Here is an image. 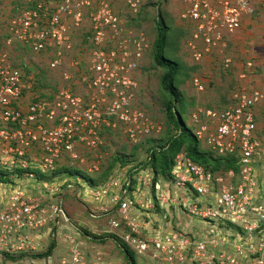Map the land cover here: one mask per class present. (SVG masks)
Here are the masks:
<instances>
[{
    "label": "built area",
    "instance_id": "1",
    "mask_svg": "<svg viewBox=\"0 0 264 264\" xmlns=\"http://www.w3.org/2000/svg\"><path fill=\"white\" fill-rule=\"evenodd\" d=\"M182 1L179 18L191 24L185 40L193 62L203 65L218 53L224 67L236 69L226 103L196 107L190 114L196 139L214 156L233 157L236 169L214 173L180 151L173 157L170 174L154 185L151 175L145 174V179L137 176L138 171L132 175V188L130 178L110 176L89 193L93 211L110 215L108 231L123 229L121 234L113 233L140 256L148 255L152 264H264V126L263 135L257 134L259 107L264 103V68L258 70L260 64L250 58L233 56L231 44L254 9L251 0ZM142 2L20 0L15 5L18 15L9 27L32 53L52 48L57 55L48 63L59 67L64 63L61 52L74 50L77 43L87 47V58L82 68L81 49H77L69 63L75 70L70 74L65 69L64 85L46 98L35 94V73L25 74L20 66L0 63V176L7 174L9 180H0V252L7 256L28 255L29 264H39L40 258L34 255L41 244L27 230L56 220L60 211L59 217L70 223L64 209H58L61 204L50 202L58 193L56 184L44 187L41 200L25 195L29 183L22 184L20 178L35 179L26 167H37L38 151L44 153L39 156L41 167L49 171L64 153L75 151V143L97 147L104 129L114 128L115 123L123 124L128 137L153 130L144 111L133 104L134 76L141 60L130 49L138 41L129 43L122 34L127 27L122 13L135 16ZM76 35L81 36L79 40ZM202 71L190 79L198 92L204 86L206 73ZM26 93L31 95L29 100L21 101ZM15 168L26 171L19 173ZM151 185L152 200L145 191ZM157 208L166 211L160 212V222L153 218ZM179 211L188 220L168 225L166 218ZM67 239L68 247L80 243L69 235ZM66 253L58 264H97L89 263L84 251H74L73 258L61 263Z\"/></svg>",
    "mask_w": 264,
    "mask_h": 264
},
{
    "label": "rangeland",
    "instance_id": "2",
    "mask_svg": "<svg viewBox=\"0 0 264 264\" xmlns=\"http://www.w3.org/2000/svg\"><path fill=\"white\" fill-rule=\"evenodd\" d=\"M16 2L15 0H0V63H10V65L20 66L23 68L25 74L31 73L34 75L35 73L37 77L36 85L38 88V90H34L35 94H38L40 97L50 96L61 85H64L66 80H64L63 75L68 72L72 74L75 70L69 63L71 59L76 56L77 49H81L80 51L82 53L81 57L83 62L80 66L82 68L85 67L84 63L87 58V47L76 43L74 50L70 49L69 51L61 52L60 61L64 62L65 65L64 63L59 67L49 65L47 55L34 54L29 51V47H25V45L28 44L18 41L19 39L16 38L15 33L10 29L9 23L11 19L18 15V12L14 11ZM142 3H144L141 7L142 14L138 18V21L131 26L125 22L127 26L125 30L127 31L125 33V30H123L122 34L123 38L126 36L130 39L129 43H132V39L138 41L130 49L132 53L137 51L133 56H135L138 61L141 60L138 71L134 76V79L137 81V86L133 90V94L135 95L133 104L144 111L145 115H147L144 119L146 118L145 120H150V122H152L154 126L153 130H150L149 134L135 132L136 134L133 135V137H128L127 134L123 132V124L115 123L116 126L114 128L108 127L109 131H105L99 136L100 139L97 147L90 149L85 146L86 143H75V151H72V153H74L75 156L77 155V157L70 152L62 153L63 155L59 154L58 158L60 155H62V158L58 161V166L64 165L68 168L77 167L81 171H86L89 175L94 176L105 168L111 157L115 154H130L131 150L135 147L134 145H136V152L133 154V157L127 159L133 160L116 164L110 168L111 170L108 175H117L119 178H123L124 174L127 173V170L131 166L137 167V176L142 175L145 179H147L146 175H151V177H153L150 167L145 166L148 152L146 149L158 142L157 139L161 138L163 135L162 132H164L166 128L159 85L163 68L157 66L152 58V45L157 32L155 24L157 21L162 25L164 23L165 25L169 24L175 26V30L181 29L185 34L191 31V24L187 23V21L185 22V19L179 18L182 7H184L182 0H143ZM251 6L254 9L253 16L245 19L242 29L243 33H237L236 36L233 37L235 46L232 55H237L238 59L242 57L240 55L244 57L255 56L260 63V67L264 68V0H251ZM73 12L74 10L72 9L71 13ZM127 16H130V13L125 11L122 13L121 17ZM161 19L164 20V23L161 22ZM85 22H88L87 19ZM78 32L82 31L79 30ZM170 34L172 33L168 32V36H170ZM185 34L180 37V39L178 38L179 44L178 42L170 41L171 47H168L166 50L163 49V54L171 59L177 57L182 65L189 66L191 63L195 62L190 58L191 55L189 56L191 50L186 46L187 40H185ZM80 37V35H76L78 40ZM141 38L144 39L143 42H140ZM139 42L141 44H139ZM175 44H178V46L172 49ZM51 55L56 56V51L52 50ZM213 57V61L203 63L204 68L202 72H205L206 75L203 76L204 86L202 91L198 92L192 88L189 78L185 79L184 77L183 81L177 82L178 89L182 92L185 112L182 111L180 104H177V108L180 109L182 122L192 131L191 111L195 110L196 107L203 108V106L206 105L221 107L224 103L221 100L222 96L228 97L231 84L236 79V69H230L228 71L229 68L221 64L220 54L216 53ZM65 69L68 70V72ZM260 81L262 82L261 79ZM261 86L264 87L263 82ZM30 96L31 95L27 93L24 94L21 101H28ZM259 108V112L262 115L260 116L259 125L257 126V134L261 137L263 135L262 129L264 126V103L260 105ZM181 126L182 125L179 124V127ZM202 147L206 146L202 144ZM42 153L39 151L37 152L36 161H34V163H36L37 169L46 171L48 169L43 170L39 163V156L41 157ZM262 166L264 167V164ZM214 173H218V171ZM166 177H157L158 179L156 182ZM20 179L22 184L29 183L24 187L26 196L35 197L37 200H41L45 197L43 195L44 187L50 185L49 181H41L29 177ZM81 181L82 180L78 176L68 174H63L60 178L55 180L56 183L60 184L59 190L61 193L53 195V200L50 202L60 203V208H58L60 210L67 209V213H65L64 210V214L70 219V223L67 224L68 228L63 219L59 217V215H61V211L59 210L60 212H58L55 218L56 220H48L50 223L48 222L44 226H42V224L38 228L27 230L38 240L39 244H41L39 251L46 248L51 238L58 239L57 241L59 243L57 244V242H55L52 254L49 255V257L40 258L39 264H58L61 255L67 252L68 254L66 253V257L60 259L61 263L62 261L64 263V259L67 261L73 258L74 251H84L87 254L89 263L96 261L95 263L97 264H107V262L113 261L118 264H127L126 259L123 257V251H121L119 248L120 246L117 245L118 241L116 242L115 237L110 236L111 234L107 232L108 229L111 228L108 222L110 215L102 214L101 211H93L94 204L88 200L85 201L84 194H86V192L84 194L80 192L81 184L82 190H89ZM156 182L152 180L153 185ZM8 187L10 188V186ZM5 189H7V186ZM145 191L147 193V198L152 200V188L147 187ZM1 197L0 195V198ZM45 208L48 210L49 206H45ZM90 212L100 215L92 217ZM153 218L156 222L161 221L159 216H153ZM183 219L186 221L188 220L185 216ZM168 221V225H170L174 220L169 216ZM70 225L75 228H73V230L69 229ZM67 235L71 236V239L80 241V243L74 244L75 248L72 246L73 244L68 247L69 241ZM77 249H79V251ZM130 252L137 264H148L153 261L148 255L141 257L134 250L130 249ZM29 261H31V259L28 255L16 254L9 257L5 253L0 252V264H27Z\"/></svg>",
    "mask_w": 264,
    "mask_h": 264
},
{
    "label": "trees",
    "instance_id": "3",
    "mask_svg": "<svg viewBox=\"0 0 264 264\" xmlns=\"http://www.w3.org/2000/svg\"><path fill=\"white\" fill-rule=\"evenodd\" d=\"M15 1H17L16 2L17 4L18 1L20 0H15ZM21 2H23V0H21ZM14 11H17V9L14 8ZM253 13L254 12H252V15H250L249 17L253 16ZM135 21H136L135 17L130 18L131 23H134ZM161 22L164 23V20L161 19ZM155 25L157 32L152 45V58L157 66L163 68V72L159 80V85L161 89L160 97H161V104L164 109L166 128L164 132H162L163 135L161 136V138L157 139L158 142H156V144H153L151 147L146 149L148 152H147V159L145 162V166L150 167L151 172L153 173V177H152L153 182H156L160 176L166 177L168 176V174H170L169 171L173 164V157L175 156V154H177L180 151H183L186 155H188L192 159V161L204 165L206 168H209L212 172L226 170L227 168L230 167L236 169L235 159L233 157L214 156L212 152L209 151L206 147H202L201 142L196 139L194 135V126L191 124L193 127V131H192L182 122L181 112L180 109L177 108V104H180L181 109L184 112H185V107H184L185 105L183 102L182 92L178 89L177 82L179 83V81L181 80L183 81L184 77L185 79L187 78L191 79L192 75L195 72L202 71L204 66L197 63H191L189 66L186 65L184 66L177 57H175L174 59L167 58L163 54V49L166 50L168 47H171L169 43L170 41L173 42L175 41L176 43L178 42L179 44L178 40L180 39V37L184 36L185 33L184 31H182L181 29L179 30L178 28H177L178 30H175L176 29L175 26H171L169 24L165 25V23L162 25L158 21L156 22ZM242 29H243V25H242ZM242 29L240 32L243 33ZM168 32L172 34L168 36ZM178 44L173 45L172 49H175L178 46ZM231 44L235 46L233 40H231ZM25 47L28 48L29 46L25 45ZM28 50L30 51V48H28ZM51 52H52V48H48L47 51L46 50L39 51L37 54L47 55L48 59H51L53 57L51 55ZM232 52H234V47L232 48ZM240 56H242V60L244 58H250L253 61L257 62L258 65L260 64L255 56H249V57H244L243 55ZM257 69L261 70V67L258 66ZM232 86L233 85L231 84V87ZM36 89L38 90V88ZM221 100L222 102L226 103L227 96L225 97L222 96ZM203 107L205 108L212 106L206 105ZM179 124H181L182 126L179 127ZM105 131H109L108 128H105L103 133ZM134 146L137 147L136 145ZM135 147L133 148V150H131L130 154L127 155L123 153L115 154L113 157H111L110 161L105 166V168L101 170L100 173L95 174L94 176L89 175L86 171H81L77 167L68 168L67 166L64 165L58 166L59 164L58 162L55 164L54 168L49 171H41L37 168H29V167H26V170L33 172L34 178L37 180L49 181L54 185L56 184L57 187L59 186L57 194H60L61 191L59 190L60 184L56 183L55 180L60 178L63 174L78 176L82 180L81 182H83V184L86 185L85 187L89 188V190L87 191L82 190V184H81L80 192L82 194L86 192V194H84L86 199L85 201L88 200L90 202L92 200L89 196V191L92 190V188L104 183L105 180L109 178L108 173L110 172L111 167L115 166L116 164L132 161L133 159L130 160L127 159L133 157V154L136 152ZM14 170L18 171L19 173L26 171L25 169L22 168L20 169L15 168ZM135 171H137V167L130 166L129 169L127 170V173H125L123 176V178H130L129 188H132L131 186L133 185V182H135L132 178V175L134 174ZM4 175L6 177L7 174ZM0 177H1L0 178L1 181L4 182L9 181L7 178L5 179V177L4 178L2 176ZM120 179L122 180V178ZM120 193L122 194V191L121 192L119 191V194ZM64 210L65 213H67V209ZM73 228L75 227L70 225V229L73 230ZM107 232L111 234L110 236L115 237L116 242L118 241L117 245H119L120 247L119 246L118 247L121 249V251H123V257L126 259L127 264H137L130 252L131 248L125 245L124 242L121 243L119 236L113 233L116 232L118 234H121L123 232V229L119 228L115 231H107ZM54 239L51 238L46 248L36 253L34 257L43 258L51 255L52 250L55 247V242H57V244L59 243L57 241L58 239L57 240ZM148 264H152V263L150 262Z\"/></svg>",
    "mask_w": 264,
    "mask_h": 264
},
{
    "label": "clouds",
    "instance_id": "4",
    "mask_svg": "<svg viewBox=\"0 0 264 264\" xmlns=\"http://www.w3.org/2000/svg\"><path fill=\"white\" fill-rule=\"evenodd\" d=\"M140 13H141V12L139 11L135 16H127V17L125 18V22L128 23V24L131 26L133 23L130 22V18H131V17H135V18H136L137 16L140 15ZM137 21H138V20H136L134 23H136ZM53 93H54V92H53ZM53 93H52V94H53ZM52 94H51V95H52ZM51 95H50V96H51ZM50 96H46V97H50ZM46 97H45V98H46ZM134 101H135V100H133V102H134ZM201 145H202V144H201ZM109 177H110V176H109ZM107 179H108V178H107ZM107 179H106V180H107ZM106 180H105V181H106ZM133 180H134V179H133ZM102 184H103V183H102ZM100 185H101V184H100ZM100 185H98V186H100ZM98 186H96V187H98ZM96 187H94V188H96ZM150 187H153V186L151 185ZM94 188H92V190H93ZM152 190H153V192H154V188H152ZM90 191H91V190H90ZM90 191H89V193H90ZM152 195H153V194H152ZM84 198H85V197H84ZM90 202H92V201H90ZM92 204H93V203H92ZM151 210H152V209H151ZM153 211L156 212V215L159 216V217H161L160 212H161V213H162L163 211L166 212L165 210H161V211H160L159 208H157V209H155V210H153ZM158 212H159V214H158ZM170 212H172V210H170ZM183 218H184V215L179 211L178 214H177V216L171 218V219H173L174 221L171 222L170 226H175L177 223H180V221H181V223H182ZM166 220H168V218H166ZM168 227H169V226H168ZM121 243H122V242H121ZM38 258H39V257H38ZM44 260H45V259H44Z\"/></svg>",
    "mask_w": 264,
    "mask_h": 264
},
{
    "label": "crops",
    "instance_id": "5",
    "mask_svg": "<svg viewBox=\"0 0 264 264\" xmlns=\"http://www.w3.org/2000/svg\"><path fill=\"white\" fill-rule=\"evenodd\" d=\"M143 4H144V3H141V4H140V7H139V9H140V12H141V7H142V5H143ZM262 157H263V156H262Z\"/></svg>",
    "mask_w": 264,
    "mask_h": 264
},
{
    "label": "flooded vegetation",
    "instance_id": "6",
    "mask_svg": "<svg viewBox=\"0 0 264 264\" xmlns=\"http://www.w3.org/2000/svg\"><path fill=\"white\" fill-rule=\"evenodd\" d=\"M141 14H142V12L140 13V15H141ZM140 15H139V16H137L135 19H136V20H138V18L140 17Z\"/></svg>",
    "mask_w": 264,
    "mask_h": 264
}]
</instances>
